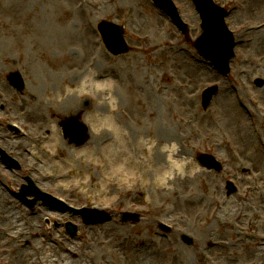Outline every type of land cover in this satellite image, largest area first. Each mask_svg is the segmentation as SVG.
<instances>
[{
  "label": "rangeland",
  "instance_id": "obj_1",
  "mask_svg": "<svg viewBox=\"0 0 264 264\" xmlns=\"http://www.w3.org/2000/svg\"><path fill=\"white\" fill-rule=\"evenodd\" d=\"M214 1L230 9L226 24L236 39L245 40L226 76L198 56L151 0H0V189L15 207L13 215L34 224L24 227L31 236L21 237L0 220V264H17L25 252L41 256L38 251L65 257L68 264H264V255L254 259L264 250V87L257 86L264 81V36L240 34L264 23V0ZM173 2L196 41L203 32L192 0ZM36 14L43 15L59 44L47 49L43 63L49 76L42 95L33 82L36 44L23 39ZM101 22L125 28L127 55L108 53L98 33ZM8 48L14 51L7 54ZM15 72L24 80L23 93L8 82ZM90 81L104 84L92 90ZM83 86L88 89L80 97ZM215 86L219 94L204 112L202 95ZM232 100L238 104L230 106ZM244 105L252 116H240L238 107ZM107 113L122 126L136 161L148 158L137 144L159 141L162 130L172 134L177 160L188 159L205 176L189 193L176 182L161 196L150 185L120 183L112 176L124 160L122 149L97 127L96 117ZM74 115L90 131L80 147L65 139L61 126ZM209 160L220 169L210 170L204 164ZM9 163L19 170H10ZM28 180L35 192L26 200L49 195L53 206L39 200L30 208L16 197L30 187ZM228 182L235 194L228 195ZM187 199H213L210 209L223 210L224 225L213 226L207 211L197 220L183 204ZM243 207L256 214L245 220ZM92 208L109 220L85 225L79 211ZM68 223L78 228L75 237L66 230ZM224 234L222 245H212ZM229 242L237 244L224 246Z\"/></svg>",
  "mask_w": 264,
  "mask_h": 264
},
{
  "label": "bare ground",
  "instance_id": "obj_2",
  "mask_svg": "<svg viewBox=\"0 0 264 264\" xmlns=\"http://www.w3.org/2000/svg\"><path fill=\"white\" fill-rule=\"evenodd\" d=\"M24 15H25V11L23 9L22 14H19V17L22 19ZM260 15L264 16V12H261ZM32 19L33 20L30 21L27 25L28 32L27 35L23 37V39L25 38V40L36 44L38 60L37 63L34 62L33 64V72L35 73V78L33 79V82L39 84V94L42 95L45 92V81L48 79L49 76L47 74L46 66H44L43 63L45 59V55L48 48L49 49L55 48L59 44L52 40V37L49 34V26L47 23H45L42 14L40 15L36 14L32 17ZM248 32H252L254 35L257 36H264V23L255 24L254 28L248 29ZM13 51L14 50L12 48H8L7 54H10ZM103 84L104 82L100 84H93V82L90 81L89 86L92 88V90L98 89L100 91L101 86ZM87 89H88L87 87L84 86L81 87L80 88L81 94L79 93L78 95L82 97L84 94L83 92ZM73 94L75 95L76 92H73L72 95ZM88 95L91 97L93 96V94H88ZM228 101H230L229 97L223 103H227ZM235 103L237 102L232 100L230 106L233 107ZM238 108H239V114L242 118H245L246 114L249 117L252 116L250 111L245 105L239 106ZM110 113H107V116L105 118L96 117V120L99 122L97 123V127L100 128L99 135H103L104 133H109L117 142V144L120 145L122 149L123 152L122 157L124 158V160L118 162L117 168L115 169L114 174L112 176L118 178L120 183L124 184L129 188H133L134 186H137L139 183H142L143 185H150L156 189V194L158 196H161L163 194L168 193L171 190V187L176 182L182 185L184 193H189L190 190L193 189V185L199 179L205 176L204 172L196 168V166H193V164H191L190 162H188V159L183 161L177 160V158H179V152L176 146L173 144V140H172L173 136L171 133L163 132L162 130H160L156 134V137L159 139V141L150 140L148 145H145L143 143L137 144L136 150L139 151L140 153L146 154L145 157L148 158L147 160L136 161L135 160L136 155L130 150V146L126 142L127 136L125 135L122 126L116 122L115 116ZM58 139H59L58 137L55 138L54 144L59 146L57 148H61L62 145ZM154 152L157 153V156H155L156 153L154 154ZM151 154L152 157L150 156ZM157 157L158 160H156ZM161 157H163V159ZM260 165L261 168L264 169V163L262 161H260ZM61 187H63V189L70 188L69 186H66V184L65 185L62 184ZM187 200H188L187 204L185 203L186 200L183 201V204L192 208L195 211L197 220L203 211H207L211 213L210 216L212 219L213 226L222 227L224 225V222L222 220V218H224L223 210L215 211L210 209L211 208L210 203L214 201L213 199H210L209 201L200 200V199L197 200L187 199ZM249 207L242 208L243 210L242 213L244 212L245 220H250L252 216L256 214V212L254 210L252 211L251 208ZM11 208H15V207L9 203V199L4 196L3 192L0 189V220H3L5 222V225L10 230L17 231V236L19 235L21 237L28 235L31 236L28 232H25L24 227L28 225L34 226V224H29V223L22 224L20 218L15 217L13 215ZM211 230L212 229L209 228L207 232L210 233ZM32 234L35 235V231ZM0 236L3 235L0 234ZM248 238L252 239L253 235H250ZM261 239L264 240L263 237H261ZM225 241L226 240L224 234L222 240L219 242H215V239H213L212 245H222V243H224ZM236 244L237 242H233V243L229 242L227 243V245L224 246H228V245L231 246ZM261 247H264V245H262ZM37 253L38 254L41 253V256L36 254L34 255L35 256L34 257L28 252L20 253V255L17 256V264H24V263L25 264H45V263L68 264L66 262L65 257H61V258L56 257L53 254H48L51 253L49 251H43V252L38 251ZM263 255H264V250L259 251L257 255H254V259H259ZM238 258L242 259L243 256Z\"/></svg>",
  "mask_w": 264,
  "mask_h": 264
},
{
  "label": "water",
  "instance_id": "obj_3",
  "mask_svg": "<svg viewBox=\"0 0 264 264\" xmlns=\"http://www.w3.org/2000/svg\"><path fill=\"white\" fill-rule=\"evenodd\" d=\"M157 8L164 12L173 22L174 25L184 34L188 35V27L182 23L180 20L177 10L172 4L171 0H152ZM197 11L201 15L202 19V29L204 34L202 37L193 45V47L198 51L200 56L210 61L216 67L222 69L224 73H228V64L230 59L233 57V47L234 40L227 35V30L224 26V13L220 11L212 2V0H194ZM99 32L103 38L104 44L106 45L108 51L114 56H120L128 52V47L126 45L124 35L125 31L123 27L116 26L110 23H101L99 26ZM220 37V39H216ZM12 84L21 89L22 81L20 76L14 75L11 78ZM258 87H263L264 82L258 81ZM218 92L217 88L208 89L203 95V107L207 110L213 96ZM66 136L70 139L71 143H76L77 145L84 144L88 137L86 136L83 127L78 121H74L65 129ZM204 163V162H203ZM209 168L217 167V165L209 160L205 162ZM11 167V166H10ZM18 169V167H12ZM30 188L26 189V193L18 195L22 200H25L27 195L34 194V186L29 181ZM232 186V185H230ZM234 188L231 187V193H234ZM42 200L44 203L53 206L51 200L48 196H41L36 198L31 203L34 206L35 203ZM57 207V206H56ZM86 224H102L107 222L109 219L106 215L100 214L98 212H85L83 214ZM72 235H75V230L69 227Z\"/></svg>",
  "mask_w": 264,
  "mask_h": 264
}]
</instances>
